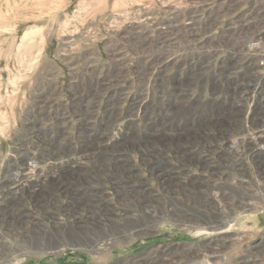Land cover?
Returning <instances> with one entry per match:
<instances>
[{
	"label": "rangeland",
	"instance_id": "374dc122",
	"mask_svg": "<svg viewBox=\"0 0 264 264\" xmlns=\"http://www.w3.org/2000/svg\"><path fill=\"white\" fill-rule=\"evenodd\" d=\"M167 2L187 6V0H0V264H264V212L241 216L232 204V212L220 211L218 196L228 184L198 180L190 154L209 129H192L197 114L200 125L238 123L222 102L202 107L194 99L193 86L206 73L202 65L195 72L196 62L224 58L209 80L242 69L254 48L232 49L242 41L239 32L229 41L223 30L264 12V0L193 4L195 12L200 5L230 7L215 18L213 32L200 36L203 42L182 44L174 51L177 65L156 76L123 37L141 11L149 14V29L157 28ZM191 17L186 8L183 22ZM112 48L122 57L121 72L111 66ZM105 77L118 79L115 96L97 86ZM213 89L223 91L218 83ZM186 102H194V111ZM224 117L222 125L212 120ZM23 167L27 174L38 170L35 182L14 175ZM211 193L220 204L208 200ZM122 213L132 222L118 227ZM121 230H130L127 239L116 236ZM63 233L68 240H54ZM89 240L95 249L84 248ZM64 242L77 247L53 249Z\"/></svg>",
	"mask_w": 264,
	"mask_h": 264
},
{
	"label": "built area",
	"instance_id": "2783aa9c",
	"mask_svg": "<svg viewBox=\"0 0 264 264\" xmlns=\"http://www.w3.org/2000/svg\"><path fill=\"white\" fill-rule=\"evenodd\" d=\"M193 16L195 15L192 14V17ZM224 31H229L228 33L231 34L229 41H232L233 36L240 31V25L237 28L231 27L229 24L223 32ZM211 32H213V30ZM202 34L203 33L198 34V36L195 37L196 40H194V42L199 39L201 40L200 36H202ZM208 37L209 36L206 38ZM199 42L201 43L203 41L201 40ZM263 45L264 43L262 41L255 45H249V47L254 48V52L243 57L244 60H247L246 65L249 62H255L258 60L256 57L257 52L261 53V56L264 58V50L261 51ZM199 49L200 48L197 50ZM217 50L218 48L209 52H216ZM243 50V52L246 51L245 49ZM227 52L229 53L228 50ZM237 55H239L238 52ZM235 57L236 59L238 58V56ZM223 59L224 58L209 60L206 65L200 60L196 62L195 72H197L198 68L202 65L203 68L205 67L204 70L206 73L205 76L193 86V89L198 92V94L194 96V99H197V101L203 105L202 107L209 103L215 105L221 102L228 107L229 103L232 102L230 99L233 98V96L226 92H224L226 95L216 93L213 89V84L216 82L221 88H223V90H226L228 86H234L236 81L239 82L241 80L240 76L249 74L254 78L253 81L248 82L242 80L239 82L241 87L246 90V94L241 95L246 100V103L243 105H237V108L240 109V112L244 113H229L228 118L238 123L234 126L224 125L223 128L215 126L212 123L208 124V126L200 125V114H197L192 129L198 131L203 127L209 129H205L204 133L200 134L201 139H197L198 145L195 147L193 146L195 150L190 154L195 158L193 163L197 164L196 172L199 179L201 178V181L206 179L212 184H220L221 187L228 184L229 188L226 189L222 195L218 196L221 199V202L227 205V208L230 207L228 205L232 204L231 199H234L236 202L231 205L233 207H238V209L243 211H258L257 213L264 212V170L260 166V163L264 162V159L261 156L256 159L255 155L264 150V59L254 63L248 69L243 67L231 77L225 73L219 76H212L211 83H209L210 74L215 71L219 61H222ZM229 79L230 82L226 86L225 82ZM197 84L200 85L197 86ZM239 89H233L232 92H237ZM204 93H206L205 96L203 95ZM203 96L204 99H202ZM259 105H262V117H258L257 124L253 125L251 120L253 115L257 113L255 107H259ZM31 158L32 157H28L25 161L30 160ZM262 164L264 165V163ZM28 165L37 168L39 163L36 160H31ZM262 171L263 173H261ZM37 172L38 170L33 174H27L25 173V167H23L22 171H15L14 175L30 177L31 180L29 182L33 183L35 182L33 179L37 176ZM237 190H243V194H237L239 196H236L233 191ZM209 199L220 204L217 200V196H214L213 194L212 196L209 194L208 200ZM218 207L219 209H222L223 205H219ZM245 207L250 208L244 209ZM207 221H209V219Z\"/></svg>",
	"mask_w": 264,
	"mask_h": 264
},
{
	"label": "bare ground",
	"instance_id": "6f19581e",
	"mask_svg": "<svg viewBox=\"0 0 264 264\" xmlns=\"http://www.w3.org/2000/svg\"><path fill=\"white\" fill-rule=\"evenodd\" d=\"M196 2L199 3H203L202 0H187V6L186 5H180V4H176L175 2H167L165 7L166 10L163 14H165L161 19L160 22L157 25V28L151 30L149 29V27H151L150 22L148 19L149 14H147L145 11H141L140 17L137 20H133V25L130 28L131 30H129L130 32L125 35L123 37V39L128 43V45L130 46V49L133 52H137V53H141L143 54V57L146 60V63L148 65L147 69L150 72L149 74L154 73L156 74V76H159L163 73H165V71L173 66L177 65V58H175L176 54L175 52L178 50V48H180V45H184V43L190 42V41H194L196 40L195 37L198 36V34L200 33H205L206 35L209 34L211 31L210 29H212V27L215 26L216 22H215V18H218V15L223 12H226L227 8H229L230 6H228L226 9L224 8V6L222 5V3H219L218 6H212L214 5L217 1H214L212 5H200L199 11L195 12L196 8H191V6L193 4H196ZM205 2V1H204ZM180 3V2H179ZM182 4V3H181ZM225 4V3H224ZM234 5V4H233ZM196 7V6H195ZM188 8L189 11L191 12V14L195 15L192 17V22L190 23H184L182 20V17L184 16V10ZM259 8V7H258ZM264 8V7H263ZM188 11V10H187ZM250 14V13H249ZM198 15V16H197ZM125 16V14H124ZM123 16V17H124ZM121 17V16H120ZM119 17V18H120ZM246 17L245 16L241 23H240V31H239V39H242V41L240 43H234L232 44L230 47L232 49L234 48H251L249 47V45H255L258 42H263L264 43V12H262V10H260V12L254 11L253 14L251 15L250 19L248 20V22L246 21ZM118 18V17H117ZM118 18V20H120ZM125 20V19H123ZM191 20V19H190ZM198 20V21H197ZM246 21V22H245ZM123 22V21H122ZM207 28H206V27ZM129 27V26H128ZM123 28V27H122ZM250 29L251 32H254V34L248 33L247 30ZM150 30V31H149ZM123 31V30H122ZM122 31H113L114 34L116 33L117 36H123L124 33ZM259 31H262V33L258 34ZM150 32L153 33V35L150 34ZM210 38V37H209ZM211 39V38H210ZM199 41V40H198ZM212 42V41H211ZM70 43V42H69ZM69 43H65V44H69ZM195 43V42H193ZM191 43V44H193ZM71 44V43H70ZM188 44V43H187ZM186 45V44H185ZM190 45V44H188ZM114 46V45H113ZM264 46V45H263ZM115 47V46H114ZM185 47V46H184ZM183 47V48H184ZM190 47V46H189ZM186 49V48H185ZM118 50V49H117ZM191 50V49H190ZM200 50V49H199ZM236 50V49H235ZM248 50V49H247ZM175 51V52H174ZM184 51V50H183ZM188 51V49H187ZM108 55H109V60L111 62V66H113L115 68V70H117L118 72L120 71V62L122 63V57L121 55L114 49H110L108 51ZM183 54V52H182ZM107 55V56H108ZM181 55V54H180ZM121 57V58H120ZM181 57V56H180ZM233 59V58H232ZM259 60V59H258ZM232 61V60H231ZM239 61V60H238ZM244 60L242 59L240 61L241 64V68L246 67L248 69V67H250V65L245 66V62L243 64ZM237 63V62H232ZM251 63V62H249ZM257 63V61H256ZM90 68V67H89ZM112 68V67H111ZM229 68L225 65V67H221V72H226ZM121 72V71H120ZM107 74V73H106ZM114 74V73H113ZM119 74V73H118ZM223 74V73H222ZM108 75V74H107ZM116 75V73H115ZM102 76V75H101ZM106 76V75H105ZM118 76V75H117ZM110 77V76H109ZM116 77V76H114ZM250 75H243L242 78H249ZM111 78L105 77V78H101L98 81V87L103 88V89H113V93L114 96L117 94L118 92V88L117 87V80L113 81L111 80ZM230 79L225 82L227 84H229ZM209 83H211V80H209ZM216 83V82H215ZM214 83V84H215ZM227 86V85H226ZM94 87V86H93ZM240 88V89H239ZM233 89H239V91L237 92H232ZM216 91V93H232L234 96L237 97H233L230 100H237V105H243L245 102V99L243 96H238L240 94H244L246 93V90L243 89L241 87V84L239 82L236 81L234 86H228L226 90H219V89H214ZM103 91V90H102ZM93 92V91H92ZM94 93V92H93ZM122 93V92H121ZM81 94V93H80ZM120 95V94H118ZM226 95V94H224ZM195 96V95H194ZM87 97V96H86ZM92 98V97H91ZM239 98V100H238ZM114 100H116V98H113ZM84 100V99H83ZM82 100H80L81 102ZM92 101V100H90ZM79 102V101H78ZM183 102V101H181ZM91 103V102H90ZM93 103V102H92ZM114 103V102H113ZM79 104V103H78ZM169 104V103H168ZM201 104V103H200ZM80 105V104H79ZM150 105V104H149ZM237 105H228L229 108L226 109V113H240L242 114L243 112H240V109L237 108ZM112 106V105H111ZM177 106V105H176ZM182 106V105H181ZM180 106V107H181ZM91 107V106H90ZM114 107V106H113ZM112 107V108H113ZM168 107V106H167ZM180 107H178L180 109ZM209 107V106H208ZM89 108V107H88ZM115 108V107H114ZM184 107H182L181 109H183ZM226 108V107H225ZM186 110H193L195 109V104L194 102L191 103H187L186 102V106H185ZM255 109H257V113L253 115L251 123L253 125L257 124L258 121V117H262V105L261 106H257L255 107ZM113 110V109H112ZM194 111V110H193ZM192 111V112H193ZM205 111V110H204ZM112 112V111H111ZM224 112V111H223ZM82 114V113H81ZM225 114V113H223ZM61 120V118H60ZM209 120V119H208ZM214 120V123L217 125H222L224 122H226V118H221V119H217L214 118L212 119ZM233 121V120H230ZM206 123V122H205ZM201 124H204V122H202ZM182 126V124H181ZM196 131V130H195ZM182 132V131H181ZM197 133V131H196ZM198 134V133H197ZM179 135V134H178ZM152 136V135H151ZM171 136V135H170ZM176 137V136H175ZM166 139V138H165ZM183 139V137H182ZM264 139V138H263ZM93 141L94 145H96L97 143H101L99 142V139H95ZM192 151V150H191ZM252 151V150H251ZM256 155V159H258L259 156L263 157L264 159V150L262 152H259ZM253 157V156H252ZM264 162L260 163L261 168H263L264 170V165L262 164ZM77 170V169H76ZM263 173V171L261 172ZM20 176V175H19ZM28 178V177H27ZM198 178V177H197ZM19 179V178H18ZM31 179V178H30ZM201 179V178H200ZM198 179V180H200ZM16 181H20V180H16ZM25 181V179H24ZM205 182V181H204ZM207 182V181H206ZM37 183V182H36ZM209 184V182H208ZM162 185V184H161ZM207 185V184H206ZM216 185V184H213ZM218 185V184H217ZM220 185V184H219ZM228 186V185H227ZM23 187V186H22ZM201 187V186H199ZM210 188V187H209ZM33 189V188H32ZM212 189V188H211ZM20 190V189H19ZM207 190V189H206ZM41 191V190H40ZM207 192V191H205ZM217 192V191H216ZM29 193V192H28ZM37 193V192H35ZM210 193V192H209ZM213 193V192H212ZM211 193V194H212ZM218 196V195H217ZM80 200V199H79ZM81 201V200H80ZM79 202V201H78ZM81 203V202H80ZM72 204V203H71ZM82 204V203H81ZM232 204H235L234 201H232ZM70 205V204H69ZM78 205V204H77ZM76 205V208H77ZM223 205V204H222ZM217 206V205H216ZM215 208V207H214ZM250 207H245L244 209H248ZM226 209H228V211L234 210L231 207L230 208H223L220 209V211H226ZM232 209V210H231ZM113 212H116L113 210ZM227 212V211H226ZM245 213L240 214L245 215L248 214V212L250 211H243ZM237 213V212H235ZM233 215H236V214ZM239 213V212H238ZM173 214V213H172ZM147 215V214H146ZM232 215V214H231ZM117 216V215H116ZM127 213H122L120 216V221L121 223L123 222L124 224H120L119 223H115L114 225L116 226H124V225H129V223H131V219L129 217H127ZM132 217V216H131ZM166 217V216H165ZM184 217V216H183ZM119 218V217H118ZM136 218V217H135ZM134 219V218H133ZM187 220V219H186ZM113 220L110 219L109 222H112ZM135 221V220H134ZM185 222V221H183ZM80 223V222H79ZM78 223V224H79ZM192 223V222H191ZM68 224V222H67ZM184 224V223H183ZM226 224V223H225ZM231 223L229 222L227 225H230ZM63 227L66 228V223L62 224ZM207 225V224H206ZM70 226V225H69ZM118 226V227H119ZM38 227V226H37ZM108 228V226H106ZM81 228V227H79ZM78 228V229H79ZM127 228V227H126ZM132 230V229H131ZM134 230V229H133ZM105 233V237H106V232H110L108 229L106 231H104ZM112 233V232H111ZM130 233V230L127 232H122V230L117 233L116 232V236L123 238L124 240L127 239L126 235H128ZM143 233V232H142ZM143 235V234H142ZM82 240V238H81ZM85 240V239H84ZM104 239L100 238L98 240V245L99 243L102 244ZM85 242V241H84ZM90 243H83L84 248H92L95 249L97 247L96 245V241H92L89 240ZM73 244V245H72ZM75 247L77 244L74 245V243H62L57 247H53L58 249H64L65 247L69 246L72 248V246ZM213 246V245H212ZM77 247V246H76ZM225 247V246H224ZM68 248V247H67ZM82 248V247H81ZM212 248V247H211ZM66 249V248H65ZM215 249V248H213ZM212 249V250H213ZM22 251V250H21ZM209 253V250H206ZM205 251V252H206ZM214 251V250H213ZM216 251V250H215ZM28 252V251H27ZM192 253V252H191ZM164 255V253L162 254ZM166 255V254H165ZM164 255V256H165ZM150 256V255H149ZM163 256V257H164ZM194 259V258H193ZM168 260V259H167ZM162 262L166 261L165 258H163V260H161ZM140 262V261H139ZM169 262V261H168ZM254 262V261H253ZM151 263V262H150ZM157 263V262H156ZM170 263V262H169Z\"/></svg>",
	"mask_w": 264,
	"mask_h": 264
},
{
	"label": "flooded vegetation",
	"instance_id": "af4514ba",
	"mask_svg": "<svg viewBox=\"0 0 264 264\" xmlns=\"http://www.w3.org/2000/svg\"><path fill=\"white\" fill-rule=\"evenodd\" d=\"M85 218V217H84ZM83 218V219H84ZM82 220V219H81ZM81 223H83V225H85V221L84 220H82V222ZM56 236V237H55ZM54 237H55V239L54 240H56V241H58V242H61V241H63L64 239L66 240H68V238L66 237V235H65V233H63V235H61V236H57V235H55Z\"/></svg>",
	"mask_w": 264,
	"mask_h": 264
}]
</instances>
